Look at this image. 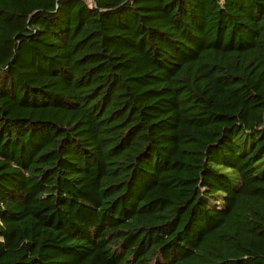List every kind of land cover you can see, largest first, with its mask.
Wrapping results in <instances>:
<instances>
[{"label":"trees","instance_id":"trees-1","mask_svg":"<svg viewBox=\"0 0 264 264\" xmlns=\"http://www.w3.org/2000/svg\"><path fill=\"white\" fill-rule=\"evenodd\" d=\"M0 264H264V0H0Z\"/></svg>","mask_w":264,"mask_h":264}]
</instances>
